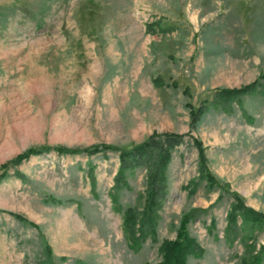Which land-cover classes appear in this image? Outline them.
Here are the masks:
<instances>
[{
    "label": "rangeland",
    "instance_id": "rangeland-1",
    "mask_svg": "<svg viewBox=\"0 0 264 264\" xmlns=\"http://www.w3.org/2000/svg\"><path fill=\"white\" fill-rule=\"evenodd\" d=\"M260 74L264 0H0V165L47 147L0 168V264H154L192 209L187 229L202 254L186 263L239 264L244 243L225 231L233 198L194 184L188 136L166 167L156 238L136 250L117 206H142L145 169H124L123 187L117 152L49 147L129 148L153 132H190L212 174L264 213V97H240L227 112L211 105L190 125L217 88ZM251 235L254 251L264 229Z\"/></svg>",
    "mask_w": 264,
    "mask_h": 264
},
{
    "label": "trees",
    "instance_id": "trees-1",
    "mask_svg": "<svg viewBox=\"0 0 264 264\" xmlns=\"http://www.w3.org/2000/svg\"><path fill=\"white\" fill-rule=\"evenodd\" d=\"M264 74H260L253 81L241 85L239 87H221L217 88L213 100L209 103L199 105L197 108L190 110V125L194 126L201 116L207 111L209 106L219 108L221 111H230L232 101H236L243 96H261L264 97ZM206 102V101H205ZM240 108V106H239ZM184 136H188L192 144L195 146L198 155V178L193 181L198 184L204 181L207 186L216 187L224 192H229L233 200L230 203V209L226 214V234L235 235L245 246L244 253L240 257L239 264H261L264 260V242L258 245L257 249L252 251L253 244L247 241L252 239L251 233L254 229H264V213L245 206L239 198L238 193L230 191L226 182H220L210 171L207 165V157L205 147L202 142L190 132H153L146 139L132 143L129 148H121L113 144H95L84 148H68L64 146L49 147L56 150L57 153H97L100 151H115L118 153L120 160V186L127 187V183L123 180L122 171L124 169H132L143 167L146 171V183L143 194L139 198H143L141 207L117 206L118 211L122 212V230L127 241V246L134 250L139 249L145 239L156 238V226L159 219V209L162 199L168 190V180L166 167L171 158L172 150L184 140ZM47 147L38 146L30 147L19 153L14 158L2 163L0 168L5 169L9 164H17L29 156L38 154ZM4 176L1 173L0 177ZM196 209L184 212L180 218L179 225L173 239H164L158 245V253L160 259L154 264H187L186 260L189 256L199 257L202 249L192 237L187 229V224L196 215ZM18 220L28 222L34 228L38 226L27 221L21 214H13ZM46 255L51 256V248L45 245ZM65 259V257H60ZM51 262V260H49ZM147 264V263H145Z\"/></svg>",
    "mask_w": 264,
    "mask_h": 264
}]
</instances>
